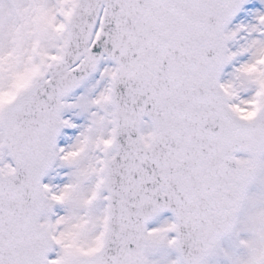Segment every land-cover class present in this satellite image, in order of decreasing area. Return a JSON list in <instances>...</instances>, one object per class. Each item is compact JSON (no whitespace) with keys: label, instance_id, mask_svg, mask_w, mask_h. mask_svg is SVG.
Returning a JSON list of instances; mask_svg holds the SVG:
<instances>
[{"label":"snow or ice","instance_id":"6c2138e0","mask_svg":"<svg viewBox=\"0 0 264 264\" xmlns=\"http://www.w3.org/2000/svg\"><path fill=\"white\" fill-rule=\"evenodd\" d=\"M0 264H264V0H0Z\"/></svg>","mask_w":264,"mask_h":264}]
</instances>
